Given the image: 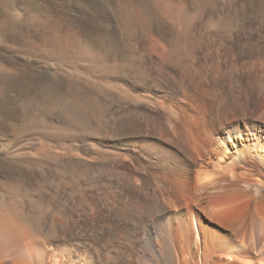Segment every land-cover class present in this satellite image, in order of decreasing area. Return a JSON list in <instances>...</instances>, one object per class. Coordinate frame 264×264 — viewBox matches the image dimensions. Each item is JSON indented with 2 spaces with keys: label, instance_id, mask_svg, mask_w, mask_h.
<instances>
[{
  "label": "bare ground",
  "instance_id": "bare-ground-1",
  "mask_svg": "<svg viewBox=\"0 0 264 264\" xmlns=\"http://www.w3.org/2000/svg\"><path fill=\"white\" fill-rule=\"evenodd\" d=\"M164 29L103 74L131 103L60 136L94 171L62 217L0 210V264H264V31Z\"/></svg>",
  "mask_w": 264,
  "mask_h": 264
},
{
  "label": "rangeland",
  "instance_id": "rangeland-1",
  "mask_svg": "<svg viewBox=\"0 0 264 264\" xmlns=\"http://www.w3.org/2000/svg\"><path fill=\"white\" fill-rule=\"evenodd\" d=\"M241 24L264 31V0H0V210L62 217L94 171L60 136L131 103L103 74L143 67L149 30L180 29L191 55L204 31Z\"/></svg>",
  "mask_w": 264,
  "mask_h": 264
}]
</instances>
